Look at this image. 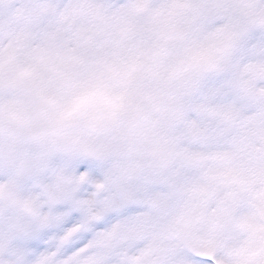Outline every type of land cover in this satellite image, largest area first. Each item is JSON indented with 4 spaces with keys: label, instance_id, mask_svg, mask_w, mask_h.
Returning a JSON list of instances; mask_svg holds the SVG:
<instances>
[{
    "label": "snow or ice",
    "instance_id": "snow-or-ice-1",
    "mask_svg": "<svg viewBox=\"0 0 264 264\" xmlns=\"http://www.w3.org/2000/svg\"><path fill=\"white\" fill-rule=\"evenodd\" d=\"M0 264H264V0H0Z\"/></svg>",
    "mask_w": 264,
    "mask_h": 264
}]
</instances>
